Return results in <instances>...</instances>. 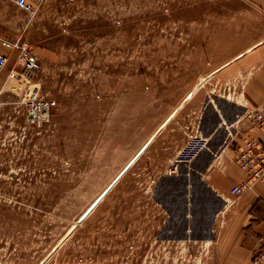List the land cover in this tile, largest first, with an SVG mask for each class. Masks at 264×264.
I'll return each instance as SVG.
<instances>
[{
    "label": "rangeland",
    "instance_id": "obj_1",
    "mask_svg": "<svg viewBox=\"0 0 264 264\" xmlns=\"http://www.w3.org/2000/svg\"><path fill=\"white\" fill-rule=\"evenodd\" d=\"M31 1L32 13L0 5L2 37L39 64L26 72L7 50L23 80L0 88L21 113L0 164V264H211L225 209L184 158L200 137L221 149L253 128L246 110L263 92L235 58L261 23L243 16L255 5ZM32 88L55 102L40 129L22 121Z\"/></svg>",
    "mask_w": 264,
    "mask_h": 264
},
{
    "label": "crops",
    "instance_id": "obj_2",
    "mask_svg": "<svg viewBox=\"0 0 264 264\" xmlns=\"http://www.w3.org/2000/svg\"><path fill=\"white\" fill-rule=\"evenodd\" d=\"M243 1L255 5L254 10L246 11L243 16L246 19L261 21L257 27L243 29V35L248 36L249 39L247 42L245 38L243 51L235 58L249 69L248 84L250 86L260 84L258 89L263 92L255 98L251 97L252 106L264 101V0ZM7 4L15 9L13 4L0 0L3 8H10ZM1 13L0 8V19L3 23H12L11 18L2 17ZM1 33L0 30V35ZM251 37H258V39L254 40ZM0 53L7 55L8 51L0 48ZM231 66L226 67L230 69ZM9 70L10 65L7 64L0 74V88L7 80ZM254 89L256 90L255 87ZM6 104L0 102V164L10 159L12 126L16 121H18V127L21 124L20 111ZM24 111L22 121L26 124ZM244 133L261 136L264 139V135L257 133L253 128H249ZM209 144H211L209 148L207 145L204 151L201 150L196 157L186 162H191L192 167L199 169L200 181L217 200L219 208L225 209L222 218L223 229L215 241L216 248L211 256V264H252V258L264 240V182L245 191L239 197L232 196L230 189L244 179V173L233 161L235 146L228 143L226 148L217 149L214 144Z\"/></svg>",
    "mask_w": 264,
    "mask_h": 264
},
{
    "label": "built area",
    "instance_id": "obj_3",
    "mask_svg": "<svg viewBox=\"0 0 264 264\" xmlns=\"http://www.w3.org/2000/svg\"><path fill=\"white\" fill-rule=\"evenodd\" d=\"M15 6L20 11L32 13L34 11V4L31 0H5ZM74 1V0H69ZM0 48L8 51H17L19 59H23L20 64L22 70L33 73L39 69L37 60L31 55L30 48L26 43H22L20 39L10 40L9 38L0 36ZM8 56L0 53V74L6 67ZM7 79L15 84H20L23 76L17 71H11L7 75ZM25 105L26 122L34 127L40 129L50 121V111L53 109L55 102L43 100L39 96L38 90L30 89L22 100ZM246 117L253 129L264 135V101L261 104L251 106L246 110ZM239 134V132L237 133ZM234 149L233 161L235 165L244 173V179L234 185L230 189V193L236 197L241 196L245 191H249L257 185L264 182V139L261 136H256L249 133L241 134L240 138L236 140ZM206 146L205 138H199L196 143H193L189 149L195 148L196 151L188 154L185 160H190L199 151ZM189 152V151H187ZM194 155V156H193ZM252 264H264V240L262 245L257 250L252 258Z\"/></svg>",
    "mask_w": 264,
    "mask_h": 264
},
{
    "label": "water",
    "instance_id": "obj_4",
    "mask_svg": "<svg viewBox=\"0 0 264 264\" xmlns=\"http://www.w3.org/2000/svg\"><path fill=\"white\" fill-rule=\"evenodd\" d=\"M139 155H137L123 170L122 172L116 177V179L105 189L104 192L101 193L97 199L88 207V209L83 213V215L80 217V221L84 220L91 211L98 205V203L103 199V197L106 195V193L111 189V187L119 180V178L126 172V170L130 167V165L138 158Z\"/></svg>",
    "mask_w": 264,
    "mask_h": 264
}]
</instances>
